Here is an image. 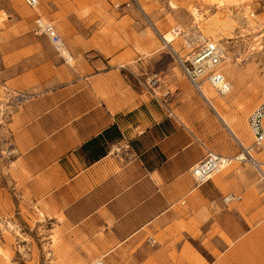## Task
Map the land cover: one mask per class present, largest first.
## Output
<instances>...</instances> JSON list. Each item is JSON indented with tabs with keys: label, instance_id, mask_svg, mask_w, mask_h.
I'll list each match as a JSON object with an SVG mask.
<instances>
[{
	"label": "rangeland",
	"instance_id": "1",
	"mask_svg": "<svg viewBox=\"0 0 264 264\" xmlns=\"http://www.w3.org/2000/svg\"><path fill=\"white\" fill-rule=\"evenodd\" d=\"M263 6L264 0H39L40 14L54 23L69 52L80 51L90 65L107 60L105 53H120V74L96 83L100 98L84 96L78 84L86 78L62 85L63 67L73 58L67 63L46 37L34 34L32 11L22 0H0V264H104L100 254L109 247L110 222L134 205L127 200L108 212L105 201L145 178L153 185L144 201L161 192L171 193V201L181 195L192 165L157 181L138 159L152 145L164 142L172 155L188 150L190 160L201 158L202 147L233 157L230 131L178 61L199 47L189 48L188 39L217 26L219 40L212 41L227 55L220 69L231 84L223 111L232 126L248 132L249 113L264 102ZM172 30L178 34L166 44L162 35ZM132 59L137 69L130 68ZM209 94L216 93L211 88ZM104 100L116 106L126 136L120 142L118 133L110 136L118 142L108 147L110 164L81 172L86 154L79 153L81 165L61 159L93 129L109 124L113 112ZM95 110L98 116L89 115ZM154 157L147 159L156 162ZM135 160L130 181L122 171ZM222 172L219 186L209 183L192 203L180 201L179 216L157 235L148 233L132 253L159 246L156 264H264V180L243 163ZM162 201L166 205L168 198Z\"/></svg>",
	"mask_w": 264,
	"mask_h": 264
},
{
	"label": "crops",
	"instance_id": "2",
	"mask_svg": "<svg viewBox=\"0 0 264 264\" xmlns=\"http://www.w3.org/2000/svg\"><path fill=\"white\" fill-rule=\"evenodd\" d=\"M31 11L33 12L36 10H31ZM36 14H40V13H38L37 11L33 12L32 22ZM32 30H33V26H32ZM69 44H70L69 47L71 49V43L69 42ZM70 52L74 63L69 64V67L66 66L63 67V72L60 79L64 80V83H62V85H68L72 80L82 81L84 78L88 79L89 81L88 83L90 86L87 85L88 83L78 84V86H81L84 96H87V94L90 92H95V94L99 96L98 95L99 89H97L96 87V83H98L99 79L110 75L120 74L119 68L125 65V63L122 62L120 53L113 56H110V53H105L107 56V60L102 61L97 59L94 60L92 65H90L89 63H87V61L84 58H82L80 51L78 52L76 51V49L75 50L71 49ZM131 66L132 67L130 68L137 69L139 64L136 63V60L132 59ZM180 71L182 72L181 68ZM196 92L203 99L202 101L206 105H208L215 113L214 109L204 99L202 93L198 91ZM105 103L107 109L108 110L110 109V111L113 112L112 115L109 116L111 117V120L108 121L109 124L107 126H102L97 129L96 128L93 129L92 132H90V135H88L85 138L83 143L71 149L61 159V161L63 160V162L72 161L71 165L74 164L81 165L82 162L79 153L86 154L85 157L87 158L88 166L84 165V167L80 169L81 172H83L84 170L87 171L92 170L97 166L98 167L103 165L107 166V164H110L107 158V156L109 155L108 147L116 145L118 143L117 141L119 142L122 141L120 135L121 137L126 136L125 132L122 129H120L121 127L117 123L116 106L114 104H110L107 101H105ZM99 113H100L99 110H95L93 113L89 115L93 117V115L98 116ZM89 115H86L84 117L87 118ZM226 127L230 131V129H232L234 126H232L229 123L230 128L228 126ZM143 131L142 130L138 131V134L143 133ZM237 131L241 132L242 137L236 138L230 131L231 139L237 146L236 152L230 156L236 155L240 151L241 146L248 148L251 147L252 145L251 135L249 131L248 132L246 131L247 134L243 130H237ZM116 133H118L119 140L114 142L109 141L111 138L110 136ZM178 134L179 133H177L176 135ZM128 138H132V136ZM174 139L175 137H173L174 142L171 144L175 143ZM136 141L137 140H135V142ZM202 149H203L202 151L203 153L201 154V158L194 156V159L190 160L191 158L185 157L188 150L185 151V153H178L177 155H172L171 153L167 152L165 148V143L163 142L161 145L158 146L152 145L151 147L142 150L143 152L141 151L142 153H140L138 159L139 162L143 160V162L146 163V165L144 166L148 169L149 175L157 173V175L155 176H156V180L158 181L165 178L167 175L178 176L179 173L185 171V169L187 170L188 166L189 167L191 165L193 166L194 164L201 161L205 157V155L209 152L218 154L216 152L208 150L206 147H202ZM192 151L193 149L190 148V153ZM152 154H155L154 158L156 159V162L148 161L147 158L150 157ZM253 154L256 157L263 160V158H261L262 157L261 155L262 154L264 155V144L262 145L260 151H253ZM218 155L227 156L223 154H218ZM160 164L161 166L159 167ZM137 166L138 164L136 163V160L131 163H128L122 171L123 176H125V178H128L130 179V181H132V176H133L132 170L134 167ZM222 171H224V169L214 174L208 181H206L205 183L199 186H197L193 181L192 177L190 176V172L189 174H187V172L185 171L186 174L182 181L183 184H181V195L180 197L172 201H171L172 194L166 192H161V194L155 195L154 197L150 198L149 201H144L147 198V191L151 189L153 185V182L151 183L147 181L146 178L141 179L137 184L134 185L136 189L134 188L133 185H131L130 186L131 188L125 190L123 193H120L118 195H113L111 200L105 201L104 206L106 209H108L107 210L108 212L111 210L114 212L120 210L121 207L125 203H127V200H131L130 203L134 205H129L128 209H125L123 212L120 211L119 215L118 214L114 215L112 221L110 222L111 228L108 229L107 233L105 234V238L106 239L109 238L110 243L108 245L109 247L106 248L107 250L100 254L101 255L100 259L102 260V262L104 264H111L113 261L122 262V263L128 262L127 264H152V262L156 264L158 260L157 259L158 254L161 250L159 246H157L154 250L151 249H149L148 251L136 250L134 253H132V248L134 247V245L139 244V241H141L142 238L145 237L148 233H150L151 235L153 234L157 235L156 233L157 228L158 229L164 228L167 225L166 222H169L174 218L178 217L179 213L181 212L180 201L186 203L188 202V204H190L193 202V200L196 197H200V189L206 187L209 183H214L216 186H219L220 181H222L221 179L224 176V173ZM101 172L102 170L100 171V173ZM76 174H79V172H77ZM221 193H222V197H221L222 199L226 195L224 194L223 191H221ZM163 197L168 198V203L166 205H164V201H162ZM158 200L160 202H158ZM213 205L216 206L217 204H213ZM122 249H125V251H127L128 254L125 255V257L119 258L120 255L119 253ZM164 261L170 262V260L167 258L164 259L163 262Z\"/></svg>",
	"mask_w": 264,
	"mask_h": 264
},
{
	"label": "built area",
	"instance_id": "3",
	"mask_svg": "<svg viewBox=\"0 0 264 264\" xmlns=\"http://www.w3.org/2000/svg\"><path fill=\"white\" fill-rule=\"evenodd\" d=\"M29 9H35L38 0H22ZM264 8V6H263ZM34 34L45 36L57 52L64 57L61 48L68 51L54 23L40 14H36L33 19ZM63 50V51H64ZM69 52V51H68ZM223 55L216 43L211 41L200 42L196 51L188 57L179 59L178 64L192 87L202 93V84L207 82L213 90L220 95L229 92L231 84L221 72L220 66ZM154 85L159 82L157 75L151 78ZM247 127L252 138L251 147H240V151L233 157L207 153L205 157L190 168V176L197 186L208 181L214 174L230 166L232 163H243L251 166L257 175L264 180V160L256 157L253 151H260L264 143V102L256 105L247 117ZM228 201L233 197H226ZM151 244L153 239H149ZM101 264V263H100Z\"/></svg>",
	"mask_w": 264,
	"mask_h": 264
},
{
	"label": "bare ground",
	"instance_id": "4",
	"mask_svg": "<svg viewBox=\"0 0 264 264\" xmlns=\"http://www.w3.org/2000/svg\"><path fill=\"white\" fill-rule=\"evenodd\" d=\"M206 1L212 2V1H215V0H206ZM225 1H228V0H216L217 4H223ZM31 10H33V9H31ZM34 10H36L38 13H40L38 7H36ZM36 11H33V12H36ZM33 12H31L30 15L33 14ZM246 18H247V22H248L249 25H253L255 23V20L252 19L251 17L247 16V14H246ZM216 27L217 26H213L212 28H207L205 30H202L201 34L196 35L193 39H188L185 42L186 45L189 48H193V44L197 43V45H196V47H197L200 44V42L202 43L203 41H207V40L215 43V41H212V40H219V39H217V29H216ZM176 34H178V32H176L175 30L174 31L172 30L170 32L164 33L162 35V38L165 41V43L168 44V43H170V42H172L174 40ZM218 48H219V50H221L223 58L226 59L227 55H225L223 53L222 48L220 46H218ZM60 50L62 51L64 57L66 58L67 63H71L72 56H71L70 52L65 51L64 48H61ZM201 88H202V95L204 96V99L214 109V111H215L216 115L218 116V118H220V120H222V122L226 126L229 127V121L227 119V115L223 111V110H225V105L227 103V95L229 93L228 94L226 93L227 95L226 94L225 95H220V94H217L214 91L216 94L214 96H212V94H209V90L211 89V86L207 82H204L203 85L201 86ZM230 131L236 138L242 137L241 136V132L237 131L235 127L230 129ZM96 264H100V263L96 262Z\"/></svg>",
	"mask_w": 264,
	"mask_h": 264
}]
</instances>
